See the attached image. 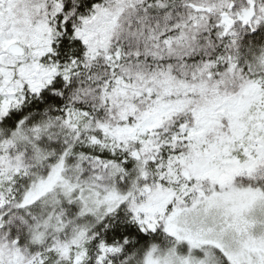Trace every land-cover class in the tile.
I'll list each match as a JSON object with an SVG mask.
<instances>
[{"label":"snow or ice","instance_id":"snow-or-ice-1","mask_svg":"<svg viewBox=\"0 0 264 264\" xmlns=\"http://www.w3.org/2000/svg\"><path fill=\"white\" fill-rule=\"evenodd\" d=\"M0 264H264V0H0Z\"/></svg>","mask_w":264,"mask_h":264}]
</instances>
